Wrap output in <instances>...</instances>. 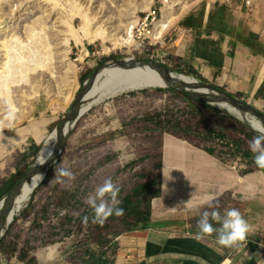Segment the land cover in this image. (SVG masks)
Instances as JSON below:
<instances>
[{
    "label": "rangeland",
    "instance_id": "obj_1",
    "mask_svg": "<svg viewBox=\"0 0 264 264\" xmlns=\"http://www.w3.org/2000/svg\"><path fill=\"white\" fill-rule=\"evenodd\" d=\"M190 1L171 0L174 15L183 14ZM163 8V0L151 5L149 0H0V92L9 96L0 94V187L34 163L45 140L67 114L82 80L105 59L134 57L159 63L152 52L171 28L160 42L149 33L163 18ZM151 9L158 18L137 38L134 29ZM129 25L137 46L116 48L111 38ZM104 37L107 40L99 39ZM80 58L83 63L77 62ZM163 61L172 72L194 76L180 65ZM71 62L76 69L72 76L68 72ZM72 89L75 95L69 98ZM50 100L67 103L49 111ZM227 115L223 109L160 88L128 91L91 107L80 117L61 157L8 226L0 241V264H86L93 257L113 263L119 235L147 224L148 212L147 225L187 217L188 209L159 220L154 217V212L162 217L164 208L182 202L172 193L162 196L163 147L173 138L205 153L204 149H214L212 158L232 172L236 156L250 151L253 132ZM226 145H232L233 152L227 153ZM28 148L37 154L24 160ZM185 161L183 180L178 179V168L168 169L169 185L178 179L175 196L181 189L187 193L191 182L226 185L217 172L192 163L191 156ZM57 166L68 168L73 178L58 182L54 178ZM109 177L120 188L118 206L124 213L109 216L102 225L93 223L86 197ZM158 180L160 187L154 184ZM229 194L225 188L211 200V207H219ZM154 199L163 201L164 208L155 206Z\"/></svg>",
    "mask_w": 264,
    "mask_h": 264
},
{
    "label": "crops",
    "instance_id": "obj_2",
    "mask_svg": "<svg viewBox=\"0 0 264 264\" xmlns=\"http://www.w3.org/2000/svg\"><path fill=\"white\" fill-rule=\"evenodd\" d=\"M170 30L161 46L152 52L156 62L165 65L163 60H166L180 65L264 112V0H253L249 5L246 0L201 1ZM188 156L197 167L217 172L226 185L191 182L186 185L187 193L181 189L179 196H175L174 184L187 174ZM212 156L173 138L166 140L162 196L167 198L172 193L182 202L164 208L163 201L154 199L155 206L166 209L162 217L155 212L154 217L159 220L185 209L191 214L122 233L115 242L113 264H264V171L242 154L236 156L232 172ZM170 167L179 169V178L170 181L172 185L168 179ZM225 188L230 194L224 203L201 208L206 204L205 197L211 196L213 200ZM233 207L250 225L242 246L218 245L215 232L196 237V221L202 211L214 208L223 214L225 209ZM213 224L218 227L217 222Z\"/></svg>",
    "mask_w": 264,
    "mask_h": 264
},
{
    "label": "water",
    "instance_id": "obj_3",
    "mask_svg": "<svg viewBox=\"0 0 264 264\" xmlns=\"http://www.w3.org/2000/svg\"><path fill=\"white\" fill-rule=\"evenodd\" d=\"M139 63L155 64L161 67L162 69L168 70V68L162 64L148 62L142 59H136L134 57H112L105 59L93 72H91L82 80L80 88L75 95L74 101L70 105L67 114L65 115V117L68 118L67 127L62 131V133L56 138L54 143L48 149H46L43 144L34 163L22 173L15 185L12 187V189L0 199L1 211L8 206L9 202L12 199L16 198L19 195L22 188L28 181H32L31 186L22 195V200L17 205L16 209L9 215L6 221L0 225V231L4 230V232H6L8 226L11 224L15 215L19 212L23 204L31 198L32 194L42 184L51 168L63 154L67 144V140L71 133L75 130L77 123L81 117V110L88 89L91 84L103 74V72H128L132 75V77L137 83H139L145 88H160L166 90L170 89L187 94L192 98H195L210 105H213L212 103H216V105L220 106L222 105L223 107H216V105H214V107L223 109L228 112L231 116H233L241 123H243L246 127H248L254 134H256L254 129L246 121L233 115L227 107L230 106L241 109L247 112L248 114L256 117L258 120L264 122V112L256 109L240 97L232 95L222 89H219L208 82H204L196 76L171 71L173 75H171L170 77H166L158 81L149 80L138 70ZM185 82L190 84L193 88L199 90L203 95V98L195 97L185 91H182L179 88V85ZM208 101L212 103H208ZM49 153H51V155H49ZM37 173H42L43 179L38 180L36 177Z\"/></svg>",
    "mask_w": 264,
    "mask_h": 264
},
{
    "label": "bare ground",
    "instance_id": "obj_4",
    "mask_svg": "<svg viewBox=\"0 0 264 264\" xmlns=\"http://www.w3.org/2000/svg\"><path fill=\"white\" fill-rule=\"evenodd\" d=\"M153 1L154 0H149V4L151 5ZM163 1H164L163 18L158 23H156V27L154 31L152 33H149L150 38L155 42H160L163 39L164 35L167 33V31L170 28H172L174 25H176L184 15H186L187 11L190 9L191 6H193V4H195L196 2L198 3L200 0H193L192 2L190 1L191 3H188L186 11H184V13L179 16L174 15V10L171 8V3H170L171 0H163ZM143 9L148 10V7H144ZM136 22H134V24ZM132 31H133V27L129 25L124 33H122L121 35L112 37L111 42L118 49L131 48L133 46H137V44L135 43ZM92 39H94V37H92ZM99 39L107 40V38L105 37L99 38ZM77 62L83 63L84 58L78 59ZM68 67H69L68 72L72 76L73 72H75L76 69L72 62L68 64ZM138 68H139L138 70L149 80L158 81L160 79H164L166 77H170L171 75H173L171 70L162 69L161 67L155 64L139 63ZM3 69L4 70L8 69V63H6L3 66ZM7 81L8 83H11V81L9 80ZM141 88H145V87L137 83L132 77V75L129 74L128 72H118V71L103 72V74L99 76V78H97L89 87L88 92L84 98V102H83V106L81 110V116L91 107L107 99L113 98L116 95L121 94V93H125V92L132 91V90H137ZM179 88L182 91L189 93L190 95L203 98V95L201 94V92L193 88L187 82L181 83L179 85ZM74 90L75 89H72L69 91V98L71 97L73 98V95H75L73 92ZM0 94L7 96L9 98L8 94H6L4 91L0 92ZM66 103L67 102H62V101L56 102V101L50 100L49 104H47V107L49 111H57L65 107ZM208 103H212V102L208 101ZM212 104L213 106L216 105V103H212ZM216 107H223V106L216 105ZM227 108L233 115L239 117L240 119H243L250 126L255 120H257L256 117L248 114L247 112L241 109H238L236 107H230V106H228ZM67 125H68V118L64 116L58 122L55 128V131L45 140L44 147L46 149H48L54 143L56 138L62 133V131L67 127ZM31 183L32 181H28L22 188L19 195L16 198L12 199L6 208L0 211V225L3 224L6 221V219L9 217V215L16 209L17 205L22 200V195L31 186ZM4 235H5L4 230L3 231L1 230L0 231V241L2 240Z\"/></svg>",
    "mask_w": 264,
    "mask_h": 264
},
{
    "label": "clouds",
    "instance_id": "obj_5",
    "mask_svg": "<svg viewBox=\"0 0 264 264\" xmlns=\"http://www.w3.org/2000/svg\"><path fill=\"white\" fill-rule=\"evenodd\" d=\"M251 127L255 131V135L249 141V150L253 153V162L259 170H264V122L255 120ZM51 155V153H49ZM55 179L58 182H63L62 178L71 180L73 173L66 167L57 166ZM37 179H43L42 173L36 174ZM120 191L112 179L105 178L94 191L87 195L86 203L92 210V222L103 224L105 220L111 216H121L124 209L119 207L120 201L117 195ZM211 196L205 197L204 202L211 207ZM87 221L88 217L83 218ZM213 222L218 223V227L214 226ZM198 231L195 233L199 239L203 235L216 233L215 240L218 245L226 247L242 246L246 236L250 230L249 223L243 218L241 212L237 208L225 209L223 214L216 209L204 210L199 214V219L196 221Z\"/></svg>",
    "mask_w": 264,
    "mask_h": 264
},
{
    "label": "trees",
    "instance_id": "obj_6",
    "mask_svg": "<svg viewBox=\"0 0 264 264\" xmlns=\"http://www.w3.org/2000/svg\"><path fill=\"white\" fill-rule=\"evenodd\" d=\"M148 51H150L149 48H147ZM90 74V73H89ZM88 74V75H89ZM194 76L198 77L200 80L204 81V82H207L205 79H203L200 75L196 74V73H192ZM87 76V75H86ZM85 76V77H86ZM169 91H172L174 92L175 94L179 95V96H185L187 98H189V100L193 101V102H196V103H200V104H204L202 101L200 100H197L195 98H191V97H188L187 94H184V93H181L179 91H174V90H170V89H167ZM230 119L234 120L235 122L237 123H240L237 119L231 117L230 115H227ZM243 127H245L244 125H242ZM254 136L253 133H250V137ZM102 142V141H100ZM32 146V145H31ZM226 147L228 148V151L230 152H233L232 149L230 148L229 145H226ZM32 148V147H31ZM28 149L27 152L24 153L23 155V158L22 159H31L33 158L37 152H34L32 151V149ZM207 153H209L210 155H215L216 152L214 149H204ZM228 153V152H227ZM243 158L249 160L255 167L256 165L254 164L253 162V153L251 151H245L243 153H241ZM257 168V167H256ZM264 171V170H263ZM23 172L19 171L18 175L16 177H13L11 178L10 180H8L7 182H5L1 187H0V199L5 195L7 194L11 189L12 187L15 185V183L17 182V180L19 179V177L22 175ZM154 184L158 187H160V180L158 181H154ZM160 192L157 193V195L159 194ZM149 215H150V212H148L146 214V217H145V222L148 224L149 222ZM147 224L145 225H142L141 227H135V228H129L128 230H132V229H139V228H144L147 226ZM86 264H113V263H110L108 262L106 259H104L103 257H93L91 259L90 262L86 263Z\"/></svg>",
    "mask_w": 264,
    "mask_h": 264
},
{
    "label": "built area",
    "instance_id": "obj_7",
    "mask_svg": "<svg viewBox=\"0 0 264 264\" xmlns=\"http://www.w3.org/2000/svg\"><path fill=\"white\" fill-rule=\"evenodd\" d=\"M252 1L253 0H246V3L249 5V4H251ZM157 18H158V16H157L156 11H152V9H151L149 12V15L144 20L140 19L139 26L134 29L135 35H138L136 37L138 38V37L142 36L144 29H149L150 26L152 27L153 23L157 20ZM140 47H142V45Z\"/></svg>",
    "mask_w": 264,
    "mask_h": 264
}]
</instances>
